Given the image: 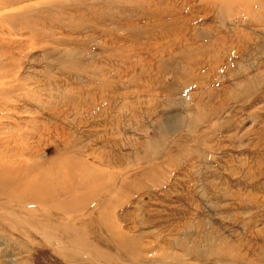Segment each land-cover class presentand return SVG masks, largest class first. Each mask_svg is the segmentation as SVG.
Returning <instances> with one entry per match:
<instances>
[{
    "label": "rangeland",
    "instance_id": "1",
    "mask_svg": "<svg viewBox=\"0 0 264 264\" xmlns=\"http://www.w3.org/2000/svg\"><path fill=\"white\" fill-rule=\"evenodd\" d=\"M47 1L0 0V264H264V0Z\"/></svg>",
    "mask_w": 264,
    "mask_h": 264
},
{
    "label": "bare ground",
    "instance_id": "2",
    "mask_svg": "<svg viewBox=\"0 0 264 264\" xmlns=\"http://www.w3.org/2000/svg\"><path fill=\"white\" fill-rule=\"evenodd\" d=\"M55 1H58V0H51V1H47V2H45V3H53V2H55ZM107 2V1H106ZM45 3H43V4H45ZM109 4V3H108ZM169 5V4H168ZM146 14V13H145ZM144 16L145 17H147L146 15H142V17L141 18H144ZM148 18V17H147ZM160 18V17H159ZM174 20L173 21H175V22H163V23H161V24H154V23H149V21H146V23H148L149 24V26L151 27L148 31H147V34H146V36H151L153 33H154V31H159V30H162V29H167L168 27H169V25L171 26V24H178L179 22H180V18H173ZM122 28L124 29L125 28V30H127V31H129V32H131V33H134L135 32V30L133 29V26H131V25H129V26H127V25H123L122 26ZM179 29L181 30L180 32H179V30H178V32H176V39H175V41L174 42H170L169 44H164V48H162V49H158V51H161L162 53H167L168 54V56H166V57H164V59H160V61L158 62V64H159V66H163L164 67V65H166V64H169L170 62H172L173 61V59L174 58H176L177 56H180L181 57V59H183L184 61H185V64L184 65H186L185 66V69L183 70V71H189V70H192V68L191 67H196L197 65H199V62H197V60H193V59H195V58H197V56L196 57H194L195 56V54H194V51H196V49L195 48H197V47H193L194 45H191V37H200V34L197 32V31H195V33L193 34V35H190V34H188V33H186L184 30H183V27H179ZM156 33V32H155ZM164 34V33H163ZM182 34V35H181ZM181 35V36H180ZM163 37H165V36H163ZM163 37H161L162 39H165L166 41H167V39L166 38H163ZM248 41H250V40H248ZM253 42V41H252ZM173 48V50H171ZM153 49H155V48H153ZM245 50V49H244ZM186 52H189L190 54L189 55H187L186 54ZM252 52V51H251ZM152 53H153V51H152ZM252 53H254V52H252ZM160 55V54H159ZM163 58V57H162ZM157 59V58H156ZM174 63V62H173ZM180 64H176L175 65V67H176V70H178V71H182V69L180 70L179 68H180V66H179ZM183 68V67H182ZM158 69H159V67H158ZM152 70V69H151ZM154 71V70H153ZM4 84H5V82H4ZM246 85V84H245ZM1 90V89H0ZM6 106V105H5ZM193 126V125H192ZM22 155V154H21ZM15 164V163H14ZM27 166V165H26ZM90 168H88V169H85V170H83L82 172H86L87 170H89ZM5 173H6V171H5ZM42 174V173H41ZM52 174V173H51ZM54 176H55V173H54ZM78 177V176H77ZM7 189V188H6ZM8 193H10V192H8ZM17 203V202H16ZM12 205V204H11ZM44 206V205H43ZM24 212V211H23ZM13 213V212H12ZM3 215V214H2ZM2 215H0V216H2ZM5 216V215H4ZM17 216V215H16ZM53 219V218H52ZM10 221V220H9ZM27 221V220H26ZM11 222V221H10ZM34 226V225H33ZM32 228V227H31ZM35 228H36V226H35ZM32 231H33V228H32ZM118 236V235H117ZM100 242V241H99ZM122 243V245H123V250H127V251H129L128 249H126L127 248V244H125V243H123V242H121ZM128 245H129V243H128ZM130 262H132V263H134V260H132V261H130Z\"/></svg>",
    "mask_w": 264,
    "mask_h": 264
}]
</instances>
